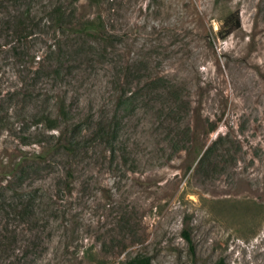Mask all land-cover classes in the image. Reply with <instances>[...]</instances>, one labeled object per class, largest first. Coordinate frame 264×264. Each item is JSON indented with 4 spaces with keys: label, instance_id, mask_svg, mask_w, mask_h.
<instances>
[{
    "label": "rangeland",
    "instance_id": "rangeland-1",
    "mask_svg": "<svg viewBox=\"0 0 264 264\" xmlns=\"http://www.w3.org/2000/svg\"><path fill=\"white\" fill-rule=\"evenodd\" d=\"M33 1L36 13L45 11L34 14L44 24L48 7L59 2ZM60 2L69 13L77 9L73 24L97 14L86 0ZM4 5L0 20L22 8ZM114 5L107 22L118 36L114 42L77 35L69 31L73 27L33 32L31 55H45L48 47L61 53L60 63L49 64L59 75L37 77L48 91L45 97L64 99L71 122L88 138L98 121L112 119L118 151L113 155L94 142L67 157L54 145L45 162L28 166L12 187L34 198L38 222L12 224V249L0 251V264H128L137 253L154 264H264V0H114ZM233 12H239L242 27L221 41L217 31ZM1 35L4 94L32 79L11 59ZM161 77L178 91L177 112L170 111V96L149 94L134 109L119 103L124 89L138 93L147 79ZM8 101L25 115L41 103L8 98L6 106ZM211 124L216 129L208 133ZM15 127L0 128V188L4 172L21 156L19 137L54 141L43 127L25 134ZM217 137L222 139L216 152L201 163ZM175 138L187 151L174 149ZM34 149L40 151L25 150ZM194 149L202 155L197 158ZM69 171L70 194L63 188Z\"/></svg>",
    "mask_w": 264,
    "mask_h": 264
},
{
    "label": "trees",
    "instance_id": "trees-1",
    "mask_svg": "<svg viewBox=\"0 0 264 264\" xmlns=\"http://www.w3.org/2000/svg\"><path fill=\"white\" fill-rule=\"evenodd\" d=\"M7 1L22 8L17 9V14L13 15L12 18L8 20H0V34L3 35H1V38L6 41L8 51L12 53L11 59L18 60V63H21L24 66V70L30 74V80L32 79V82L29 83L25 80L23 83H19V87L3 92L4 94L0 93V128L8 130L11 128L14 129V127L17 126L18 129L25 134L26 132L29 133L32 127L35 129L43 127L47 133L51 134L50 137L53 138L54 141L50 144V141L47 139L33 140V138L30 139L29 135L19 137V142H21V156L18 161L9 168V170L7 169L4 172V177L1 181L3 187L0 188V192L8 190L14 192V196H10V198H5L3 196L0 198V214L2 215V226L0 227L1 252H8V250L12 249L10 245L12 231L9 228L13 223L38 222V218H36V207L34 208L33 204L34 198L20 194L14 191L16 188L14 189L12 187L15 179H19L28 166L35 164L38 165L45 162L46 158L44 155L47 151L52 148L54 149V145L55 148L61 149L60 151L63 152V154H67V157L79 155L82 153V148L94 142L105 144L107 150L113 155L118 151L115 146V143L118 140L117 130L112 119H102L98 121L96 124V130L91 133L88 138L82 134L80 125L75 126L74 122H71L73 118L71 117V113H68L69 106L66 105L65 100L54 101L51 98L45 97L48 96L46 93L48 91H45L38 86L37 77L43 76L49 80L59 75L60 72L58 69L50 70L51 66L49 64L52 62L60 63L62 61L60 57V49L58 47H48L46 54L39 56L37 54L31 55L32 51L28 45L30 41L33 42V32L37 29L45 33H48L49 29H52L53 31H62L64 33L69 27H73V30L69 31H72L77 35H86L90 38L99 39L104 43L114 42L118 39V36L110 32L107 23L108 21H112L110 16H113V13L115 12L114 0H86L90 7H97V14L92 17H83L79 20L81 23L78 22L77 24H73L77 9L74 8V10L69 13L60 0L48 7L46 13L48 20L45 24L43 23V20L39 18L40 16L38 17L34 15H42L45 11L40 10L36 13L34 11L35 2L33 0V2H31V0H0V9H7L4 5ZM20 2L23 3V6H21ZM75 20L78 21V19ZM241 27L242 23L239 12H233L222 22L217 31V38L221 41H225L235 32L240 30ZM126 70L130 71L132 68H126ZM166 79L164 77L147 79V81L140 85L138 93L131 91V89H124L120 95L119 103L122 106L134 109V104L137 101L146 98L149 94L159 97L170 96L171 98L173 97V105L170 107V111H172L171 113L177 112L180 108L178 91L175 90L174 86H168L167 81H165ZM139 81H142L141 78H138V82ZM23 97L24 99L28 98L29 100L41 103L40 105H32V113L29 115H25L23 109L21 112L15 110L12 106V101H8V105L6 106V99L10 98L11 100H15L16 98L22 99ZM163 108L166 107L163 106L161 109ZM215 129L216 127L211 124L208 133L214 132ZM221 139V137H217L216 140L207 147L203 155L202 149L199 151L194 149L197 158L202 155L200 158L201 163L207 160L213 151L216 152L218 145L221 143ZM181 141L182 140H177V138L171 139L176 151H187L184 146H178ZM31 146L38 147L40 151L34 149L32 153L25 150ZM71 179L72 175L71 171H69L64 178L65 184L63 187L69 194L71 193ZM122 221L124 224L128 223L125 219ZM126 226L129 227V224ZM123 230L129 231L126 227H123ZM183 237L188 245H190L191 250H194L191 235L187 231H183ZM128 264L154 263L151 257L137 253L129 257Z\"/></svg>",
    "mask_w": 264,
    "mask_h": 264
}]
</instances>
